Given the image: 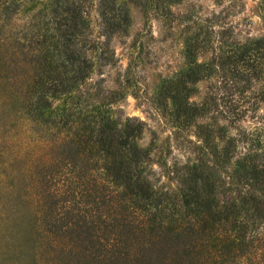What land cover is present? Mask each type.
<instances>
[{"label":"trees","instance_id":"obj_1","mask_svg":"<svg viewBox=\"0 0 264 264\" xmlns=\"http://www.w3.org/2000/svg\"><path fill=\"white\" fill-rule=\"evenodd\" d=\"M22 1L32 0H0L6 11ZM149 1L165 7L144 0V11ZM89 3L43 5L27 78L16 84L9 63L1 67L0 113L16 109L25 139L17 150L0 139V264H264V122L236 124L237 99L225 109L217 91L192 98L194 82L214 77L239 92L258 84L251 105L264 102V35L217 37L211 28L186 38L187 67L162 89L176 125L195 126L197 150L167 164L161 148L138 143L142 119H116L111 100L77 91L95 63L89 51L100 42L106 61L107 38L130 22L125 5L99 0L93 40ZM200 50L210 57L199 60ZM29 192L26 214L15 201Z\"/></svg>","mask_w":264,"mask_h":264},{"label":"rangeland","instance_id":"obj_2","mask_svg":"<svg viewBox=\"0 0 264 264\" xmlns=\"http://www.w3.org/2000/svg\"><path fill=\"white\" fill-rule=\"evenodd\" d=\"M49 1H22L12 11L4 10L0 2V78H3L1 67L7 63L10 70L7 76L16 84L29 75L31 65L27 60L31 53H35V48L28 47L27 42L34 31L35 14ZM98 1L88 0L93 40L97 38ZM142 1L116 0L128 9L129 25L124 31L107 38V49L104 51V55L108 56L106 61L98 57L100 42L89 51L95 63L86 83L77 91L90 102L111 100L109 111L116 119L125 116L142 119L144 129L137 139L138 143L152 146L153 152L161 148L167 164L183 162L187 157L196 156L198 137L192 123L176 125L171 115L170 99L162 85L187 67L184 44L186 38L195 31L201 30L203 34L206 29L212 28L215 36L224 34V37L233 39L264 35V0H161L165 7L159 10L149 1L145 11L140 5ZM100 39L104 40L105 37L101 35ZM209 57L208 50L198 52L201 61ZM193 86L192 98L201 100L208 92L217 91L223 98L220 107L225 109L227 106H235V103L230 102L237 99L240 115L234 121L236 124L253 127L264 122V102L251 105L252 91L257 90L258 84H255L251 92H239L231 86H224L217 78L208 77L194 82ZM61 100L54 98L53 103ZM17 114L13 108L0 113V139H10L9 143L16 150L22 147L18 146L16 140L21 138L24 143L25 139V136L18 137L23 128ZM8 148L5 152L7 158L12 155ZM155 167L157 172L161 170V166L156 163ZM164 178L165 175H162ZM5 184L0 183L3 200L7 196L4 193L7 190L3 189ZM30 198L31 192L26 193L24 199L16 197V205L26 214L31 210Z\"/></svg>","mask_w":264,"mask_h":264}]
</instances>
